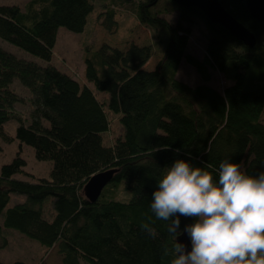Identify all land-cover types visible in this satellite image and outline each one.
<instances>
[{
	"label": "trees",
	"instance_id": "1",
	"mask_svg": "<svg viewBox=\"0 0 264 264\" xmlns=\"http://www.w3.org/2000/svg\"><path fill=\"white\" fill-rule=\"evenodd\" d=\"M101 1L96 19L109 33L118 32L120 16L127 12L158 41L165 35L164 54L152 70L145 65L153 43L131 42L120 49L84 42L86 78L107 93L102 97L50 63L59 28L84 32L96 0L0 5V38L49 62L43 66L0 47V137L14 140L5 123L15 119L21 141L17 156L0 171V236L11 229L48 249L58 245L64 264H171V255H164L174 242L166 222L155 221V239L140 229L149 217L155 219L149 204L167 167L184 159L217 180L224 159L240 163L249 174L264 171V22L251 16L245 0H220L256 35L257 44L250 48L195 6L168 0L171 7L156 9L160 0ZM175 10L176 23L161 16ZM196 18L209 29L202 59L187 53ZM184 59L205 82L217 70L232 84L220 92L206 83L192 86L179 80ZM16 78L31 92L29 120L16 108L23 101L11 86ZM111 113L122 130L106 144ZM22 144L32 146L38 160L52 161L49 178L31 182L15 177L34 178L25 169ZM107 169L117 171L92 202L85 185ZM11 193L26 200L8 207ZM193 222L181 217L180 227ZM2 239L0 248L6 244Z\"/></svg>",
	"mask_w": 264,
	"mask_h": 264
},
{
	"label": "clouds",
	"instance_id": "2",
	"mask_svg": "<svg viewBox=\"0 0 264 264\" xmlns=\"http://www.w3.org/2000/svg\"><path fill=\"white\" fill-rule=\"evenodd\" d=\"M214 175L184 159L167 167L152 193L149 217L140 229L153 239L155 221L173 237L171 264H264V171L247 173L224 159ZM193 223L180 227V218ZM187 234L190 250L177 238Z\"/></svg>",
	"mask_w": 264,
	"mask_h": 264
},
{
	"label": "rangeland",
	"instance_id": "3",
	"mask_svg": "<svg viewBox=\"0 0 264 264\" xmlns=\"http://www.w3.org/2000/svg\"><path fill=\"white\" fill-rule=\"evenodd\" d=\"M30 0H0V5L4 4H17L22 8H25ZM139 1V0H137ZM95 10L90 14L88 24L84 32L76 33L68 30L65 27H60L58 30L57 42L53 49L51 64L55 65L58 69L69 73L78 81L87 83L97 94L98 97L107 95L106 92H102L96 89L93 82L88 81L86 78V64H85V51L83 48L84 42L92 44L94 48L100 47L104 42H107L113 46H117L120 49H126L127 45L131 42L138 44H154V52L148 63L145 65V69H155L158 62L164 54V40L158 41L155 33L148 28L140 24L138 19L132 13L123 12L121 14V24L116 34H111L107 29L99 24L96 19L97 14L102 8V1L96 0ZM171 3L168 0H160L156 9H163L165 7H171ZM163 17H166L171 23H176L179 17V11L175 10L171 13H162ZM209 37V29L201 18H196L193 26L192 33L190 35L189 45L187 53L202 59L206 52V44ZM0 47L15 54L19 58L27 59L37 62L40 65H47L49 62L9 43L8 41L0 38ZM212 78L210 81L205 82L200 74L197 72L191 64L185 59L181 62L179 67L177 78L189 85L196 86L206 83L211 85L220 92L232 84V81L227 80L222 73L217 70H211ZM12 89L15 90L18 95L23 99L21 103L16 104L17 110L23 115L26 120H29V114L31 111L30 94L31 92L27 87L22 85L19 79H14L12 83ZM111 125L109 131L106 133L105 143L112 142L122 130L121 125L118 122L117 116L110 114ZM264 120V114H263ZM19 123L15 119H11L5 123V131L8 135L14 138L13 141L7 142L0 137V145L2 148L0 154V171L1 167L5 163L11 162L20 150L21 141L16 138V130ZM21 156L26 160L27 165L25 169L34 175L31 176L17 174L15 177L27 181H36L40 177H50L51 169L53 166L50 160H38L35 155V149L28 145L22 144ZM131 194H129L130 196ZM120 197L126 198L127 193L120 192ZM26 200V196L19 193H11L10 202L8 207L14 206L17 203H22ZM5 237V247L0 248V260L7 263L15 261H23L25 264H64L62 256L59 252L58 245L48 249L42 246L37 241L26 237L25 235L6 229L0 236V242Z\"/></svg>",
	"mask_w": 264,
	"mask_h": 264
},
{
	"label": "water",
	"instance_id": "4",
	"mask_svg": "<svg viewBox=\"0 0 264 264\" xmlns=\"http://www.w3.org/2000/svg\"><path fill=\"white\" fill-rule=\"evenodd\" d=\"M182 7H198L203 15L212 23L220 24L231 34L242 41L246 46L253 48L257 44L256 35L238 21L221 3L220 0H173ZM251 16L264 22V0H245ZM116 169H107L94 174L85 185V194L88 199L95 202L103 189L112 181ZM178 240L190 250L191 244L187 234H182Z\"/></svg>",
	"mask_w": 264,
	"mask_h": 264
}]
</instances>
